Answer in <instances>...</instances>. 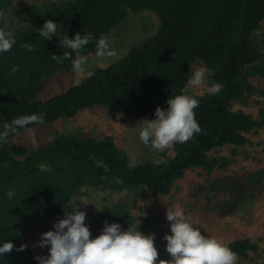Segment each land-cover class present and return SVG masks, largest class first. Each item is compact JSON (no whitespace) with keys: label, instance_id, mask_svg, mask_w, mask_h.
Wrapping results in <instances>:
<instances>
[{"label":"trees","instance_id":"trees-1","mask_svg":"<svg viewBox=\"0 0 264 264\" xmlns=\"http://www.w3.org/2000/svg\"><path fill=\"white\" fill-rule=\"evenodd\" d=\"M11 5L12 0H0V30H4V15ZM142 9L154 11L160 20L151 38L80 83L44 101L37 99L49 76L72 65L62 58L65 50L59 37L44 40L39 36L46 20L60 24L61 38L88 34L89 43L80 53L84 56L115 31L129 10ZM263 21L264 0H72L30 8L27 26L13 33L15 44L0 55V129L21 115L43 114L42 124H47L93 106L155 117L158 106L167 108L169 98L185 95L196 61L212 69L213 82L222 87L214 94L195 97L201 133L186 143H175L174 155L161 162L134 164L111 136L57 135L44 148L30 151L7 144L25 130L10 135L0 144V242L11 240L14 248L0 257V264H15L24 222L67 210L73 195L85 187L145 189L166 195L187 170L217 166L219 161L209 158L215 148L246 145L247 134L259 124L250 114L233 111L231 103L245 95L250 77L264 75V55L255 37ZM26 44L34 51L29 52ZM53 54L59 59L53 60ZM14 65L20 68L15 74L11 72ZM41 165L51 171H41ZM10 189L15 190L12 199L6 195ZM105 222H118L127 229L135 219L124 206H118L102 213L103 227ZM226 245L237 258L259 249L258 242L250 238Z\"/></svg>","mask_w":264,"mask_h":264},{"label":"rangeland","instance_id":"rangeland-1","mask_svg":"<svg viewBox=\"0 0 264 264\" xmlns=\"http://www.w3.org/2000/svg\"><path fill=\"white\" fill-rule=\"evenodd\" d=\"M72 0H12L4 15V30L16 33L28 22L30 8H45L50 3L65 5ZM160 20L152 10H129L127 18L107 37L106 47L99 46L84 55L85 73L77 75L72 70L60 69L45 81L39 101L65 91L91 75L96 69L107 67L123 58L131 48L151 38L158 30ZM258 46L264 55V21L255 32ZM264 68V59L261 63ZM206 71L205 82L199 88L187 85L185 95L193 98L213 94L212 86H222L212 80L213 70L202 61L191 65L194 71ZM247 91L241 99L233 100L231 109L250 114L259 126L247 134L248 143L243 146L227 144L209 153L211 160L219 161L210 169L195 167L187 170L166 195H154L145 189L117 191L85 187L75 193L67 212L81 201L80 210L86 213L85 223L92 236L101 234V215L104 211L124 206L134 217V226L145 234H155L158 250L157 264L171 259L166 251L164 236L170 232L167 207L180 208L186 217L201 228L202 234L222 240L225 244L237 239L250 238L258 242L259 249L247 257H238L236 264H264V75L250 77ZM216 93V92H215ZM152 116H135L114 111L105 106H93L73 117L39 124L17 134L7 142L9 146H23L30 151L44 148L57 135L82 134L103 139L111 136L119 148L126 151L134 164L144 161L161 162L174 155V144L163 151L153 149L138 139L137 123ZM92 202V203H91ZM95 205H94V204ZM98 208V209H97ZM101 209V210H100ZM65 211L46 218L24 222L21 226L22 245L15 264H38L37 256L47 257L49 246L41 248V234L53 230Z\"/></svg>","mask_w":264,"mask_h":264},{"label":"clouds","instance_id":"clouds-1","mask_svg":"<svg viewBox=\"0 0 264 264\" xmlns=\"http://www.w3.org/2000/svg\"><path fill=\"white\" fill-rule=\"evenodd\" d=\"M59 25L53 19L46 20L39 28V36L44 40L59 37V44L65 50L62 58L71 60L73 72L81 75L85 73L86 60L80 53L89 43L88 34L77 32L75 36L65 35L61 38ZM14 44V34L0 30V55L9 52ZM98 46L106 47L103 40ZM25 47L29 52L34 51L31 44ZM52 59L58 60L59 57L53 54ZM19 70L18 65L11 68L13 74ZM205 76L204 69L194 71L188 86L194 89L201 87ZM218 90V86L208 89L213 94ZM167 105V108L157 107L155 119H144L137 123L139 141L150 144L157 151H163L173 143H186L202 131L194 112L198 107L197 99L178 94L169 98ZM43 122V114L33 113L21 115L10 124L5 123L0 129V144L17 130L30 131V125ZM41 171H51V168L41 165ZM6 195L12 199L15 190L10 189ZM87 203L90 202L81 201L71 212L65 211V217L54 223L53 230L41 234L39 246H49V254L47 257H35L38 264H157L159 253L155 245V234H145L139 227L128 226L122 229L118 222H105L101 234L91 238L90 228L85 223L86 213L80 210V205ZM166 216L170 222V232L165 234L164 240L171 259L162 260L159 264H236L237 256L232 249L222 240L202 234L201 228L189 220L182 209L167 207ZM25 247L21 245L17 250L23 251ZM13 248L11 240L0 242V257L10 253Z\"/></svg>","mask_w":264,"mask_h":264}]
</instances>
